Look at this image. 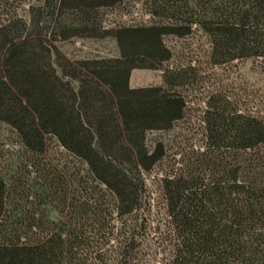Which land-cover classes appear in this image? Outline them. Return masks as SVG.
Returning <instances> with one entry per match:
<instances>
[{
	"label": "trees",
	"instance_id": "16d2710c",
	"mask_svg": "<svg viewBox=\"0 0 264 264\" xmlns=\"http://www.w3.org/2000/svg\"><path fill=\"white\" fill-rule=\"evenodd\" d=\"M122 1L42 0L0 22V122L31 155L53 138L76 166L30 167L43 212L8 215L22 185L0 175V264H264V120L207 93L204 142L160 174L152 226L143 174L165 149L145 134L184 116L191 68L161 69L159 85L128 83L132 69L169 59L163 35L193 26L211 64L264 59V0H145L151 22L100 26L98 9ZM106 36L117 56L71 60L53 44Z\"/></svg>",
	"mask_w": 264,
	"mask_h": 264
},
{
	"label": "rangeland",
	"instance_id": "374dc122",
	"mask_svg": "<svg viewBox=\"0 0 264 264\" xmlns=\"http://www.w3.org/2000/svg\"><path fill=\"white\" fill-rule=\"evenodd\" d=\"M41 1L0 0V22L6 21L11 16L25 19L28 5H38ZM146 11L145 0H123L112 7L98 9L100 26L151 22L154 19ZM162 42L169 49V59L164 61L159 69H132L128 80L129 86L159 85L162 83L161 69L173 66L191 68L189 74L191 80L183 87L186 101L184 116L175 121L169 129L151 130L145 134L147 144L160 140L165 149V156L149 172L143 174L144 197L151 204L152 226L161 218L162 197L158 183L160 174L176 159L181 157L184 160L204 142L200 110L207 93L220 92L239 109L253 112L264 120V59L249 57L222 64H211L207 56L210 47L208 39L195 26L189 34L181 37L165 34L162 36ZM53 44L61 54L71 60L118 55L114 40L107 36L69 37L55 40ZM54 67L59 74L57 67L55 65ZM43 166L54 170L60 167L65 169L76 167L74 159L61 149L53 138L47 140L42 156H33L20 145L14 131L7 124L0 122V175L11 189L17 184L22 185V190L17 189V194H12L16 200L12 206L17 208L12 210L9 208L8 215L20 209L26 212L33 209L43 212L48 208L41 199L31 197L37 189L36 183L42 184L43 181L40 177L33 178L34 173L30 167ZM22 191L24 192L22 195L25 193L28 195L26 199L19 196ZM146 239L149 243L152 242L149 236Z\"/></svg>",
	"mask_w": 264,
	"mask_h": 264
}]
</instances>
